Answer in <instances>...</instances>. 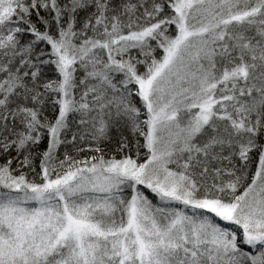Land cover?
<instances>
[{
    "label": "snow or ice",
    "instance_id": "obj_1",
    "mask_svg": "<svg viewBox=\"0 0 264 264\" xmlns=\"http://www.w3.org/2000/svg\"><path fill=\"white\" fill-rule=\"evenodd\" d=\"M0 264H264V0H0Z\"/></svg>",
    "mask_w": 264,
    "mask_h": 264
}]
</instances>
